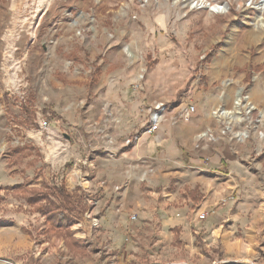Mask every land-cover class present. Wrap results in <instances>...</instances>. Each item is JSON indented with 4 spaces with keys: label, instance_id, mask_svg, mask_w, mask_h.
I'll return each instance as SVG.
<instances>
[{
    "label": "rangeland",
    "instance_id": "374dc122",
    "mask_svg": "<svg viewBox=\"0 0 264 264\" xmlns=\"http://www.w3.org/2000/svg\"><path fill=\"white\" fill-rule=\"evenodd\" d=\"M208 4L227 6L228 11L210 10ZM262 24L264 0H0V110L4 113L2 117L0 113V136L5 133L6 139L5 151L0 145V159L7 157L4 176L37 187L49 179L59 184L64 181L71 192L79 189V194L86 195L94 210L97 199H102L100 191L87 193L78 186L81 178L76 175L92 183L97 175L104 179L113 173L118 188L108 197L110 204L116 201L121 209L126 202L133 208L148 199L151 187L170 193L177 186L173 176L171 181L162 179L158 187L150 181L155 160H125L123 153L131 147L127 139L141 131L142 120L151 119L157 103L165 102L164 114L173 116L175 123L186 122L183 113L178 115L183 108L195 106L192 119L202 104L220 124L217 132H201L207 135L203 139L223 154L229 153L233 170L244 169L253 177L249 190L240 192L239 198L259 200L264 207ZM238 96L242 99L239 109ZM213 97L218 100L216 105L208 103ZM249 106L253 109L247 113ZM175 108L176 113L169 114ZM224 109L236 112L239 121L229 124L218 118L215 113ZM128 165L133 174L123 182V168ZM138 166L146 167L140 171ZM33 171L32 178L23 176ZM1 188L0 218L20 214L33 232L45 225L44 216L31 213L21 195ZM197 189L188 193L196 202L199 198L192 194ZM180 203L174 199L167 207L179 208ZM99 214L91 218L84 214L71 225L76 238L81 233L91 244V253L74 254L64 241L61 251L70 259L57 257L53 264H90L94 257L118 263V251L104 248L100 225H94ZM259 227V255L246 256V264H264V221ZM44 229L38 235L54 238L45 235ZM241 231L237 227L236 235ZM126 232L132 237L130 230ZM36 238L35 244L41 245ZM214 238L200 234L198 253L184 247L168 251L167 256L177 261L164 264H243L234 249L221 248L220 238L212 244ZM146 246L132 251L134 257L122 264H158ZM38 252L46 251L38 247L20 257L8 256L11 259L0 264H45L43 254L34 256Z\"/></svg>",
    "mask_w": 264,
    "mask_h": 264
},
{
    "label": "crops",
    "instance_id": "0c3cea01",
    "mask_svg": "<svg viewBox=\"0 0 264 264\" xmlns=\"http://www.w3.org/2000/svg\"><path fill=\"white\" fill-rule=\"evenodd\" d=\"M160 103L164 104L165 102ZM208 103L216 105L218 100L213 97L209 99ZM176 111L175 108L169 114H175ZM2 112L3 109L0 110L1 117L4 116ZM183 112H185L184 108L179 111L178 115L180 116ZM225 112L232 113L231 119H229V115L228 117L224 116ZM215 114L218 118H225L229 124L238 120L237 113L229 110L224 109L221 115ZM166 115L164 114L161 120L159 130L152 135L144 133L140 141L131 146L133 150H127L123 153V158L138 163L142 159L155 160L156 162L151 163L154 169L152 170L153 174L149 176L150 181L156 182L158 187L162 179L171 181V176H173L174 180L176 179L175 185L177 187L175 189L177 190L169 193L151 187L152 190H149L146 195L149 196L148 199L139 201L137 206L133 208H128L129 205L123 202L121 209H119L116 201L110 204L108 199L114 188H118V180L113 173L106 175L104 179L101 174L100 177L97 175L92 183L83 178L80 173L76 175L77 178H81L78 186L87 193L100 191L102 199H97V205L93 210L95 214L100 213L96 217L98 226L100 225V239L106 243L104 248L109 251H118L117 256H119L118 263L99 261L94 257L93 260L89 261L90 264H122L128 262L134 257L130 253L145 247V245L153 253L149 257L153 258L155 263L164 264L171 260L177 261L172 255L167 256L168 251H181L184 247L191 248V252L196 254L199 252L197 238L204 233L216 237L212 244H215L216 239L220 238L221 248L226 252L234 249L240 256H237V259L246 264V256L252 255L255 258L259 255V225L264 221V207L259 200L245 198L244 195L239 198L240 192L246 193L249 190L253 183V177L244 169L233 170L229 157H227L228 152L225 155L216 146L210 145L208 139L200 140L198 138L204 130L217 132L220 125L218 122L215 123L208 109L206 107L204 109L202 104H198L197 115L186 122L181 123L180 120L175 123L172 121L173 116L168 115L166 117ZM149 123L150 119L142 120L141 131ZM5 144V133H2L0 145L4 151ZM6 160V155L0 159V173L3 176L2 180L0 179V191L1 187L14 190L18 185H25L24 180L22 182L13 181L11 177L8 179L4 176L6 174L4 172ZM138 167L141 171L146 166ZM129 168L131 165L123 168L126 169V172H121H125L122 177L123 182L133 174ZM18 170L19 168H17ZM34 174L33 171L23 176L32 178ZM175 174H178L177 177ZM28 186L33 187L31 184ZM197 186L198 189L196 193L192 194V197L199 198L198 202L193 201L191 194H188ZM185 193L187 195H184ZM0 195L2 196L1 193ZM223 197L229 198L226 203H220ZM174 199L181 201L180 207H167V203ZM212 210L215 213H210L206 220H198L197 212L207 211L209 213ZM129 212L137 216V221H131L130 216L132 214ZM4 218L5 221H0V258H2L0 261L11 259L8 256L20 257L29 251L33 252L38 247L46 252H38L34 256L43 254L42 261L46 260L45 264H53L52 261L57 257L70 259L61 251L65 244L63 239L60 241L54 237L51 240H46L43 235H38L39 230L44 229V224L39 230L33 232L27 229V225L20 214L4 216ZM89 220L91 222V219ZM225 225H227V229L224 228ZM237 227L242 229L239 236L236 235ZM177 228L180 230H175ZM126 229L130 230L132 237H127ZM29 231H32V235ZM76 235L83 239L81 233ZM175 235L179 236V243L175 241ZM33 236L35 239H37L36 236H39L41 245L35 244L37 240L33 239ZM83 242L87 246L88 255L92 250L91 244L84 239ZM182 243L180 249L178 245ZM208 246H211V243ZM252 248L253 251H251ZM155 250L156 252H153ZM200 255L203 256V254ZM82 258L85 259L86 255ZM156 260L158 261L156 262ZM87 262L85 261V263ZM85 263L82 262L81 264ZM70 264L72 263L70 262Z\"/></svg>",
    "mask_w": 264,
    "mask_h": 264
},
{
    "label": "trees",
    "instance_id": "16d2710c",
    "mask_svg": "<svg viewBox=\"0 0 264 264\" xmlns=\"http://www.w3.org/2000/svg\"><path fill=\"white\" fill-rule=\"evenodd\" d=\"M54 118L60 120L59 115L52 112ZM131 147L129 148V150ZM71 164L68 163L67 166ZM71 192L64 181L60 184L55 179L45 180L41 186L30 187L18 185L14 192L21 195L31 209V213H39L45 218L44 234L48 237H62L66 246L74 254H86L87 248L83 240L76 238L72 231V223L81 220L89 210V198L86 195ZM3 197L0 196V201ZM6 219L1 218L0 221ZM179 231L180 229H175ZM175 241L180 242L179 236L175 235Z\"/></svg>",
    "mask_w": 264,
    "mask_h": 264
},
{
    "label": "built area",
    "instance_id": "2783aa9c",
    "mask_svg": "<svg viewBox=\"0 0 264 264\" xmlns=\"http://www.w3.org/2000/svg\"><path fill=\"white\" fill-rule=\"evenodd\" d=\"M166 108H167V106H166L165 104H162V103L157 104V106H156V110H157V111H155V112L152 114V117H151V119H150V123H149V125H148L147 127H145V129H143L142 131L136 133V134L134 135L133 138H131V139H127L126 144H127L128 146L136 145V144L140 141L141 136H142L144 133H145V134H150V135L156 133V132L159 130V126H160L161 120L163 119V116H164V113H165V111H166ZM194 111H195V106L191 105V106L187 107V108L185 109V112H183V114H182V118H183L185 121H189V120H190V116H191V114H192ZM43 125H44V126H47V121L43 120ZM206 136H207L206 134H200V135L198 136V138L201 140V139H203V138L206 137ZM211 137H212V135H211ZM228 199H229L228 197H223V198L220 200V203H226ZM90 205H92V204H90ZM93 213H94V212H93V208L91 207V208L85 213V216L91 218V217L93 216ZM210 213L214 214L215 211L212 210V211L209 212V213H208V212H206V213H205V212H204V213H201V214L198 216L199 220H206L207 216H208ZM130 219H131V221H137V216H136L135 214H133V215L130 216ZM93 220H94V225H95V226H98V223L95 222L97 219L94 218Z\"/></svg>",
    "mask_w": 264,
    "mask_h": 264
},
{
    "label": "bare ground",
    "instance_id": "6f19581e",
    "mask_svg": "<svg viewBox=\"0 0 264 264\" xmlns=\"http://www.w3.org/2000/svg\"><path fill=\"white\" fill-rule=\"evenodd\" d=\"M262 6V5H261ZM201 7H202V5H201ZM206 8H209L210 10H223V11H228V7L227 6H222V7H220L219 5H210L209 4V6L208 7H206ZM259 8V7H258ZM262 25H264V24H262ZM128 51V54L131 56V57H133V53H132V51H130L129 49L127 50ZM239 95V94H238ZM236 105H237V107H238V109H239V106H242V99H241V97L240 96H238V98H237V101H236V103H235ZM253 108H252V106H249V107H247L246 108V112L247 113H249V112H251V110H252ZM223 112V111H222ZM222 112H220V113H217V115H221V113ZM229 112H225V114H224V116H226V117H228V115H229V119H231V114L232 113H229Z\"/></svg>",
    "mask_w": 264,
    "mask_h": 264
},
{
    "label": "water",
    "instance_id": "95a60500",
    "mask_svg": "<svg viewBox=\"0 0 264 264\" xmlns=\"http://www.w3.org/2000/svg\"><path fill=\"white\" fill-rule=\"evenodd\" d=\"M208 6H209V4L206 7H208Z\"/></svg>",
    "mask_w": 264,
    "mask_h": 264
}]
</instances>
